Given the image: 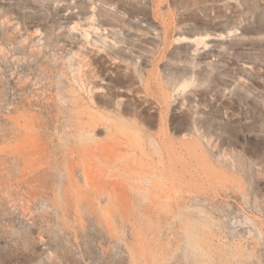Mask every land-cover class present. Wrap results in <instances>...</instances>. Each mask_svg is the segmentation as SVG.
<instances>
[{"label": "rangeland", "instance_id": "rangeland-1", "mask_svg": "<svg viewBox=\"0 0 264 264\" xmlns=\"http://www.w3.org/2000/svg\"><path fill=\"white\" fill-rule=\"evenodd\" d=\"M77 111L96 142L118 127L124 162L157 165L188 215L150 231L57 204ZM136 232L161 264H264V0H0V264H158Z\"/></svg>", "mask_w": 264, "mask_h": 264}, {"label": "bare ground", "instance_id": "bare-ground-1", "mask_svg": "<svg viewBox=\"0 0 264 264\" xmlns=\"http://www.w3.org/2000/svg\"><path fill=\"white\" fill-rule=\"evenodd\" d=\"M73 105L77 106L78 101L75 100ZM99 124L95 115L76 112L71 132L81 140L77 138L75 145L73 143L69 148H64L61 157L55 159V165L61 171V179L64 177L63 188L54 189L55 202L66 210L88 207L97 211L105 220L136 214L142 216L143 220L149 219L152 225L150 231L155 228L153 220L163 222L179 214L188 215L183 212L184 206L179 201L180 188L173 180L167 179L157 165L149 164L142 158L127 159L124 162L134 147L118 127L103 125V141L96 142L91 137L90 132L98 128ZM37 151L38 146L25 149L21 163L36 164L33 153ZM143 220H137L138 228L145 226ZM179 228L193 250L200 247L207 249L208 238H204L201 244L188 218L179 224ZM136 237L138 254L159 264L161 255L155 251V247L146 242L139 232H136Z\"/></svg>", "mask_w": 264, "mask_h": 264}]
</instances>
